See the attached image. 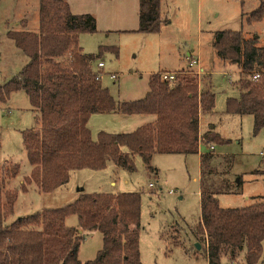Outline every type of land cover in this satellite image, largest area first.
Segmentation results:
<instances>
[{"label": "trees", "instance_id": "obj_1", "mask_svg": "<svg viewBox=\"0 0 264 264\" xmlns=\"http://www.w3.org/2000/svg\"><path fill=\"white\" fill-rule=\"evenodd\" d=\"M138 31L155 32L162 21L161 0H138ZM38 29L8 30L6 36L26 56L18 77L0 85V100L22 89L38 118L35 126L22 131V146L31 167L20 183L22 190L33 183L41 192L64 185L73 170L104 168L108 161L125 170L134 169V158L152 169L154 153H198L199 140L223 145L228 141L214 131L199 132L200 116L214 108L210 84L181 69L172 80L157 73L149 79L148 91L137 100L116 101L92 69L97 54L82 51L78 37L95 33L96 19L90 13H73L66 0H38ZM263 3L250 17L260 19ZM244 38L240 31H215L212 47L224 62L235 64L241 74L238 98H227L225 113L250 114L253 131L264 127V46ZM101 49V48H100ZM258 75L253 78V75ZM153 115L130 132L99 131L92 139L87 122L95 113ZM213 151L199 155L200 217L198 231L206 237L207 264H229L245 248L244 264H264V208L222 209L216 194L236 193L227 172L231 155ZM222 168L220 170L219 168ZM18 165L4 172L18 173ZM0 178V264H143L139 258L141 198L138 192L79 193L62 207H47L10 223L16 191L3 188ZM241 182V181H240ZM74 214L76 226L65 217ZM82 231H98L102 247L95 258L78 259Z\"/></svg>", "mask_w": 264, "mask_h": 264}, {"label": "rangeland", "instance_id": "obj_2", "mask_svg": "<svg viewBox=\"0 0 264 264\" xmlns=\"http://www.w3.org/2000/svg\"><path fill=\"white\" fill-rule=\"evenodd\" d=\"M71 1L72 12L90 13L96 19L97 31L80 34L78 43L84 53L97 54L92 69L116 101L142 98L148 91L149 79L157 73H177L182 68L194 73L196 67H189V60L200 54L199 67L203 72L196 75L202 87L210 84L215 102L210 112L200 116L199 132L210 129L228 142L205 144L200 138L198 154L154 153L149 163L152 169L146 168L136 156L133 170L108 161L99 170L83 167L71 171L68 181L52 192H41L33 183L22 190L20 183L31 169L22 146V131L34 127L38 115L31 110L25 92L15 90L5 102L0 100V178L4 176L3 188L16 191L13 211L5 223L42 208L62 207L82 192H138L140 261L207 264L205 235L198 231L201 152H207L208 146L213 145L210 151L223 157L231 155L229 169L220 178L226 177L236 193L216 194L220 208L238 210L264 205V127L255 133L250 114L225 113L226 99L239 96L237 81L241 74L235 64L219 59L212 47L213 33L221 30L240 31L245 39H256L257 46H264V8L260 19L250 17L264 5V0H161L162 21L155 32L138 31V0ZM38 7V0H0V85L18 77L27 61L6 33L20 29L37 31ZM98 62L103 66L99 67ZM153 118L146 114L95 113L90 115L87 125L95 139L99 131L130 132ZM12 164L18 165V173L8 178L4 171ZM150 182L153 187L148 186ZM65 224L76 226L77 217L67 215ZM79 233L83 240L78 259L82 262L94 259L102 247L101 233L82 230ZM262 249L264 253V239ZM236 260L244 264V247ZM221 264H229L227 257H222Z\"/></svg>", "mask_w": 264, "mask_h": 264}, {"label": "built area", "instance_id": "obj_3", "mask_svg": "<svg viewBox=\"0 0 264 264\" xmlns=\"http://www.w3.org/2000/svg\"><path fill=\"white\" fill-rule=\"evenodd\" d=\"M199 62H200L199 58L196 57V58H191L189 60V64H188L189 67H193V66L196 67V70L194 71V73L197 74V75H200L203 72L202 68L199 67ZM98 66L102 67L103 66L102 62H98ZM174 76H175V73H163L161 75V79L170 81V80H172L174 78ZM257 76H258L257 74L253 75V78H256ZM110 77L111 78H115V75L111 74ZM208 148H209V150H213L214 149L213 145H209ZM148 186L149 187H153V184L150 182V183H148ZM170 193H172V192L170 191Z\"/></svg>", "mask_w": 264, "mask_h": 264}, {"label": "crops", "instance_id": "obj_4", "mask_svg": "<svg viewBox=\"0 0 264 264\" xmlns=\"http://www.w3.org/2000/svg\"><path fill=\"white\" fill-rule=\"evenodd\" d=\"M67 1V3H68V5H69V7H70V9H71V12L72 11H74V8H73V6H72V1L71 0H66ZM74 13V12H73ZM76 13V12H75ZM201 51V50H200ZM187 55H189V56H191V54L189 53V52H187ZM200 56V54H198L196 57H198V58H200L199 57ZM190 58H192V57H190ZM183 69V68H182ZM203 70V69H202ZM210 70H208V72H209ZM166 73H168V72H166ZM169 73H174V72H169ZM200 121H201V118H200ZM200 121H199V124H200ZM139 126V125H138ZM206 131V130H205ZM204 131V132H205ZM200 133H203V132H200ZM200 153V152H199ZM198 154V153H197ZM250 208H264V205H263V203H261V204H257V205H252V206H249ZM245 207H242V208H238V210L239 211H241V210H243ZM202 235H204V234H202ZM205 238V247H206V245H207V242H206V237H204Z\"/></svg>", "mask_w": 264, "mask_h": 264}]
</instances>
